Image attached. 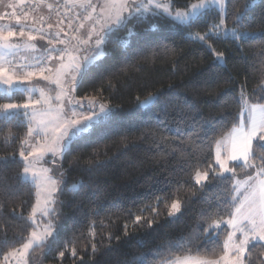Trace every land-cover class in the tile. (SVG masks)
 <instances>
[{"label": "trees", "instance_id": "obj_1", "mask_svg": "<svg viewBox=\"0 0 264 264\" xmlns=\"http://www.w3.org/2000/svg\"><path fill=\"white\" fill-rule=\"evenodd\" d=\"M189 2L197 0H175L180 9ZM246 5L240 31L250 34L247 40L208 39L212 49L223 53V64L206 44L189 38L218 22L214 8L197 18L190 30L149 15L107 35L105 55L84 72L77 95L107 102L114 114L102 127L83 134L84 139H74L64 153L60 164L66 185L55 216L60 227L49 244L34 249L29 264H163L186 255L175 244L193 236L198 239L190 245L191 255L199 245L222 254L228 227L222 224L218 236L212 230L203 232L212 219L220 218L218 209L225 220L234 211L224 210L235 195L234 181L212 180L207 167L217 168L214 139L230 134L240 118L242 86L249 94L264 95V0H226L225 22L232 28V15ZM37 43L41 47L34 54L48 48ZM150 96L155 101L142 108L140 102ZM25 98L19 92L11 97L0 92V104L22 103ZM27 127L23 115L0 116V264L34 229L28 217L36 202L35 188L19 179V151L27 150L20 141ZM206 170L209 180L196 184V172ZM250 171L237 167L236 175L244 177ZM78 182L83 186L72 191L71 185ZM175 200L181 211L172 218L168 212ZM136 216H141L138 223ZM154 250L160 254L154 256ZM245 259L261 264L264 251L257 247Z\"/></svg>", "mask_w": 264, "mask_h": 264}, {"label": "snow or ice", "instance_id": "obj_2", "mask_svg": "<svg viewBox=\"0 0 264 264\" xmlns=\"http://www.w3.org/2000/svg\"><path fill=\"white\" fill-rule=\"evenodd\" d=\"M35 2L45 5V0H35ZM0 3H3V0H0ZM20 3H23V0H20ZM65 3H71L81 10L77 16L82 22L77 27L73 28L72 21H68L67 28L73 32L71 36L64 27H61L64 25L63 19L55 23L47 22L48 29H58L55 32H46L43 28L29 29L27 25L20 24L21 17L16 15L15 8L19 5L11 3L6 4L5 7L13 9L12 15L16 17L19 27L18 29L9 27L7 30L0 27V87L4 88L5 95L9 97L14 91H22L28 97V102L25 103L9 101L0 104V115L7 116L15 113L28 117L29 121L25 137L20 141L21 145L27 146V151L23 147L19 151L23 160V169L19 179L22 182L30 180L38 191L37 206L33 207L28 219L31 224H37L35 217L37 207L41 204V193H43L41 217H52L46 222L41 221L44 223L42 231L38 232L35 229L32 231L31 238L23 245L25 250L34 245L43 248L49 243L50 237L54 238V234L60 227L55 222L54 205L58 199L56 193L63 191L61 185H66L64 172L59 167H41L37 170L36 165L41 162L58 165L74 139H84L83 134L89 133L94 128L102 127L114 114V110L102 102L97 103L95 99L85 96L83 98L87 101L85 105L71 95L76 91L77 77L83 79L87 67L103 55L102 45L108 34L114 30L127 28L133 20H140L149 15L153 18H168L175 25L190 30L197 18H203L210 8H215L218 10V22L213 23L203 34L190 33L189 38L206 44L221 64L224 63L223 53H217L215 49H212L211 44H208L210 37H230L234 42H241L250 36L247 31H240L244 27L243 20L249 5L245 6L244 11L232 15L234 26L228 28L225 22L228 17L226 0H197L195 3L189 2L183 9L176 6L175 0H104L98 18L87 31L83 32L81 31L85 27L83 21L92 20L96 6L92 0H65ZM46 7L51 12L54 5L46 4ZM35 10L32 9V11ZM27 16L28 13L25 12L23 18L27 19ZM39 22L41 24L46 22L43 15L39 16ZM96 25H99V28ZM33 31L36 34H33ZM128 31L131 35L132 30L129 28ZM17 32L20 38L27 36L24 44L27 49L36 50V46L28 42L35 41L37 36L41 40H46L51 47L44 48L39 56L34 57V63H14L9 59V55L20 47V43L10 41L17 36ZM261 36L264 37V33ZM73 41L76 43L73 44ZM57 44L64 45V47L58 48ZM80 45L88 46L84 49L88 55L82 58L73 54V51L81 50ZM65 57H68L67 62ZM53 60L59 63H51ZM34 77L48 80L60 89L55 97L57 101L66 99L67 103L62 102L58 106L60 110L55 115L52 114L51 109L43 112L36 111L37 105L49 104L52 98L46 94L45 89H40V97L32 99V94L36 89L35 86H28L27 82ZM62 81L67 83V87ZM261 91L264 92V89ZM153 99L155 98L150 96L140 103L146 106ZM74 104L78 105L81 110L78 111L76 107H73ZM238 107L240 118L233 122L230 134L221 140L213 138L216 147L215 165H218V169L212 164L207 166L213 173L212 180L234 181L232 192L236 194L231 195L230 202L224 205V210L231 207L234 211L228 213L226 220L223 219L220 209L216 212L219 219H212L210 213L208 219H212V223L203 229L204 233L212 230V235L218 236L222 230L221 225H227L230 231L225 232L226 239L223 242L222 254L217 256L214 248L199 245L194 246L195 255H191L193 246L190 245L198 237H185L177 241L175 247L183 249L187 254L183 257L177 256L175 259H165L163 264H249V261L245 259L246 253H251L257 247L264 251V95H257L255 91L249 94L242 86L239 92ZM65 108L67 111H64ZM21 109L24 110L22 113ZM29 109L32 111H28ZM194 134L199 135V133ZM222 150L226 153L223 156L221 155ZM230 162L242 163L230 165ZM237 167L241 170L252 169L253 171L247 173V179L240 180L236 178ZM226 173H231V175L225 176ZM208 180V170L203 173L196 172V184ZM242 185L245 186L246 191L241 197ZM82 186V182L73 183L71 190L78 191ZM157 200L159 203V198ZM149 210L155 211L156 209L150 208ZM180 211V202L175 200L171 204L168 215L173 216ZM140 219L141 216H136L137 223ZM150 224L151 221H149ZM213 243L216 242L213 241ZM93 251H95V245H93ZM167 251L169 253L173 251L171 242L167 246ZM12 254L15 255V253ZM71 254L74 257L77 255L75 248L72 249ZM159 254V250H154V256ZM59 256L63 257L64 252L61 251ZM136 259L144 260L143 257ZM145 264H147L146 261ZM261 264H264V261H261Z\"/></svg>", "mask_w": 264, "mask_h": 264}, {"label": "rangeland", "instance_id": "obj_3", "mask_svg": "<svg viewBox=\"0 0 264 264\" xmlns=\"http://www.w3.org/2000/svg\"><path fill=\"white\" fill-rule=\"evenodd\" d=\"M103 3H104V0H98L97 1V9H98V11H97V13H98V16H99V14H100V8H101V5H103ZM195 3V2H194ZM211 9V8H210ZM215 9V8H214ZM217 10V9H216ZM0 17H1V15H0ZM99 26V25H98ZM0 27H3L4 28V26L2 25V20L0 19ZM7 30V29H6ZM10 42H12V43H16V42H19V41H10ZM25 42L26 41H20L19 43H20V47L18 48V49H15V50H13V53L12 54H10L9 55V59H11V60H17V59H21V58H26L25 56H27V53H25V50L27 49V48H25V46H24V44H25ZM28 43H31V44H34L35 46H36V50L37 49H39L41 46L37 43V42H28ZM22 46V47H21ZM88 46H86V45H83V46H81L80 47V51L79 52H75V51H73V54L74 55H78L79 57H83V56H85V55H88V52L87 51H85L84 49L85 48H87ZM30 50V49H29ZM29 50H27V52H29ZM35 50V51H36ZM32 52H33V50H31ZM102 52H103V55L102 56H100L99 58H97V60L96 61H98V60H100L101 58H103V56L105 55V51H104V44L102 45ZM67 60H68V57H66L65 58V61L67 62ZM95 61V62H96ZM94 62V63H95ZM59 62H57V64H58ZM94 63H92V64H94ZM56 64V63H55ZM92 64H90L89 66H91ZM6 67H7V65H5ZM89 66L87 67V69L89 68ZM45 75H47V73H45ZM70 79V78H69ZM80 77H77V81H78V83H77V86H76V91L75 92H73L71 95L72 96H74L75 97V99L76 100H79V101H81L82 103H84L85 105L87 104V101L86 100H84L83 98L84 97H79L78 95H77V87H78V85H79V82H80ZM62 83H65V87H67V83L66 82H63L62 81ZM27 84H28V86H35V89H36V91H34L33 92V94H32V99L33 100H35V99H37V98H39L40 97V89H45V91H46V94L48 95V96H50L52 99H51V101H50V103L49 104H43V105H37L36 106V111H38V112H43V111H46V110H48V109H51V112H52V114L53 115H55L60 109H59V105L63 102V103H67V101H66V99L65 100H63V101H57L56 99H55V97H56V94H57V92H59L60 91V89L59 88H57V86L54 84V83H50L48 80H44V79H41V78H38V77H34L31 81H29V82H27ZM0 92L2 93V94H5V92H4V88L3 87H0ZM23 93L22 91H14V93ZM13 93V94H14ZM24 94V93H23ZM25 95V94H24ZM25 101L24 102H22V103H25V102H28V97H27V95H25ZM90 99H95L96 100V102L97 103H104V104H106L107 105V107H109V108H111L110 106H109V104L107 103V102H103V101H100L99 99H97V98H95V97H89ZM73 107H76L77 108V110L78 111H80L81 109H79V106L78 105H73ZM112 109V108H111ZM21 111V113L24 111L23 109H21L20 110ZM28 111H32V109H29ZM64 111H67V109L65 108L64 109ZM10 114H15V113H10ZM9 115V114H8ZM246 115V114H245ZM0 116H5V115H0ZM24 117V119L26 120V122H27V124L29 123V121H28V117H25V116H23ZM50 118V117H49ZM229 135V134H228ZM227 135V136H228ZM226 136V137H227ZM225 138V137H224ZM27 147V146H26ZM70 147V146H69ZM27 151V150H26ZM215 152H216V149H215ZM226 153L222 150V152H221V155L223 156V155H225ZM49 156H50V154H49ZM48 157H46V159H47ZM20 159L22 160V158L20 157ZM62 160V159H61ZM61 160L59 161V164L58 165H49V164H44L43 162H41V163H39V164H37L36 165V168H37V170H39L41 167H53V168H55V167H59L60 168V170H62L63 171V169H62V166H61ZM23 161V160H22ZM230 163H235V164H239V163H242V162H230ZM216 167L218 168V165H216ZM253 171V170H252ZM251 172V171H250ZM231 175V173H226L225 174V176H230ZM236 178L237 179H240V180H245V179H247V176H244V177H239V176H237L236 175ZM194 180H195V178H194ZM28 182H30L31 183V181L29 180ZM206 181H202L201 182V184H198V185H202V184H204ZM32 184V183H31ZM33 185V184H32ZM33 187L35 188V192H36V202H35V206H37V191H38V189L33 185ZM61 188H62V185H61ZM245 190H246V188H245V186H241V189H240V193H241V197H242V194L245 192ZM59 194H60V191H58L57 193H56V196L58 197V199H57V202H56V204L54 205V208H55V212H57V210H58V207H59V205H58V203H59ZM236 194V193H235ZM42 197H43V193H41V204H40V206L39 207H37V212H36V220H37V224L36 225H33V227H34V229L35 230H37L38 232L39 231H42L43 230V227H44V223H42L41 221L43 220V221H48L49 219H52V217H41V214H40V208L43 206V204H42ZM178 214H179V212L178 213H175L173 216H171L172 218H175V217H177L178 216ZM225 225V224H224ZM225 226H227V225H225ZM33 229V230H34ZM55 235H56V233L54 234V237H55ZM31 238V235H30V237H29V239ZM54 238H49V243L53 240ZM28 241V240H27ZM26 241V242H27ZM25 242V243H26ZM48 243V244H49ZM24 245V244H23ZM23 245L21 246V247H19L18 249H16V250H14V251H12V252H10L8 255H7V259H4V262H3V264H29V257H30V255L32 254V252L34 251V249H36V248H39V247H36L35 245L32 247V248H30V249H27V250H25L24 248H23ZM12 253H15V255H13Z\"/></svg>", "mask_w": 264, "mask_h": 264}, {"label": "built area", "instance_id": "obj_4", "mask_svg": "<svg viewBox=\"0 0 264 264\" xmlns=\"http://www.w3.org/2000/svg\"><path fill=\"white\" fill-rule=\"evenodd\" d=\"M98 0H92V3L96 6ZM18 4L19 6L15 8V12L17 16L21 17L20 24L27 25L29 29H40L43 28L46 32H55L58 29H48L47 28V22H53L55 23L59 19L64 20V25L61 27H64L65 31L69 33V36L73 35V32L67 28L68 21H72L73 28L77 27L82 21L80 18H78L77 13H80L81 10L78 7L73 6L71 3L66 4L65 0H45V5H39L35 2V0H23V3H20V0H7V4ZM46 4H53L54 7L51 12L48 11ZM32 9H36L35 11H32ZM13 9L7 8V10L2 15V22L4 24V27L7 29L9 27L13 29H18L19 25L17 24L16 17L12 15ZM27 12L28 16L27 19H24V13ZM43 15L45 17V23L41 24L39 22V16ZM98 18L97 12L93 13L92 20H95ZM92 20H86L83 21L85 27L88 25V23ZM84 27V29H85ZM82 29L81 31L83 32ZM33 34H36L35 31H33ZM63 37V34H61ZM13 39H24L27 40V36L20 38L17 32V36ZM36 42H41L48 48L51 47V45L47 44L46 40L39 39V36H37ZM76 41H73V44H75ZM81 46V45H80ZM56 47L62 48L64 45L57 44ZM41 53V52H40ZM40 53L32 54L29 58H21L17 60H13L14 63L19 64H30L34 63V57H37L40 55ZM66 58V57H65ZM56 60L51 61V63L55 62ZM31 70V69H29Z\"/></svg>", "mask_w": 264, "mask_h": 264}, {"label": "crops", "instance_id": "obj_5", "mask_svg": "<svg viewBox=\"0 0 264 264\" xmlns=\"http://www.w3.org/2000/svg\"><path fill=\"white\" fill-rule=\"evenodd\" d=\"M7 4V0H3V3H0V15H1V17H2V15H3V13L7 10V7H5V5ZM99 9V8H98ZM98 9H97V11H98ZM2 20V19H1ZM94 22H95V20H92V21H90L89 23H88V25L85 27V29L83 30V31H87L88 29H89V26L90 25H92V24H94ZM2 25H3V23H2ZM4 26V25H3ZM96 27L97 28H99V26L98 25H96ZM5 29H7L6 27H4ZM12 41H25V40H20V39H12ZM83 46V45H82ZM22 47V46H21ZM27 50H29V49H26L25 50V53H27V56H25L26 58H29L33 53H34V51L32 52L31 50H29V52H27ZM55 64V63H54ZM56 64H57V62H56ZM246 191V190H245ZM230 230V229H229ZM238 236H239V234H238Z\"/></svg>", "mask_w": 264, "mask_h": 264}, {"label": "water", "instance_id": "obj_6", "mask_svg": "<svg viewBox=\"0 0 264 264\" xmlns=\"http://www.w3.org/2000/svg\"><path fill=\"white\" fill-rule=\"evenodd\" d=\"M154 101H155V99H153L152 101H150L146 106L145 105H142V104H141V106H142V108H146L147 106H149Z\"/></svg>", "mask_w": 264, "mask_h": 264}]
</instances>
